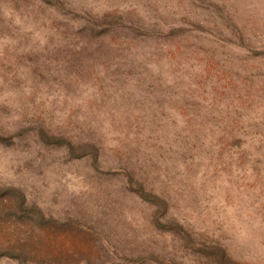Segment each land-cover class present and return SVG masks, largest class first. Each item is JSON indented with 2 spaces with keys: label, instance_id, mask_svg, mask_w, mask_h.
<instances>
[{
  "label": "rangeland",
  "instance_id": "obj_1",
  "mask_svg": "<svg viewBox=\"0 0 264 264\" xmlns=\"http://www.w3.org/2000/svg\"><path fill=\"white\" fill-rule=\"evenodd\" d=\"M0 264H264V0H0Z\"/></svg>",
  "mask_w": 264,
  "mask_h": 264
}]
</instances>
